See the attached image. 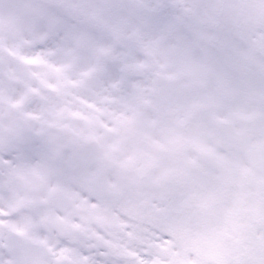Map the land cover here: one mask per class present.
I'll return each instance as SVG.
<instances>
[{"label":"snow or ice","instance_id":"1","mask_svg":"<svg viewBox=\"0 0 264 264\" xmlns=\"http://www.w3.org/2000/svg\"><path fill=\"white\" fill-rule=\"evenodd\" d=\"M0 264H264V0H0Z\"/></svg>","mask_w":264,"mask_h":264}]
</instances>
